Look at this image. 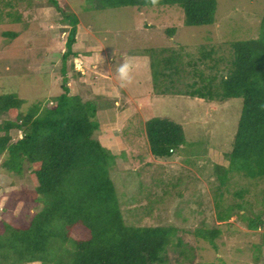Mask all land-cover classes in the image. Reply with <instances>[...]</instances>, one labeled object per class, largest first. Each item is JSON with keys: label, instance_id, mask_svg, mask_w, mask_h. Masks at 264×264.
I'll list each match as a JSON object with an SVG mask.
<instances>
[{"label": "rangeland", "instance_id": "rangeland-1", "mask_svg": "<svg viewBox=\"0 0 264 264\" xmlns=\"http://www.w3.org/2000/svg\"><path fill=\"white\" fill-rule=\"evenodd\" d=\"M56 1L78 19L67 86L70 94L98 101L96 135L115 150L110 176L124 222L177 228L161 264H264V177L233 171L221 184L214 169L227 165L241 98L206 101L157 93L149 66L179 52V89L197 79L193 66L205 75L220 69L217 82L231 53L229 42L257 37L264 0H217L214 22L206 25H185L177 5L100 9L98 0ZM11 2L0 0V93L20 97L18 110L24 113L33 103L50 106L62 91L60 60L69 25L47 0ZM6 31L15 35L5 36ZM205 51L212 55L202 56ZM168 85L166 79L158 89ZM152 116L182 125L184 150L164 158L149 153L144 122ZM10 134L14 141L22 131ZM2 159L1 154L0 219L24 226L41 204L27 165L22 174H11L1 167ZM227 209L228 217L220 220ZM254 218L258 227L251 229ZM216 229L213 245L207 232Z\"/></svg>", "mask_w": 264, "mask_h": 264}, {"label": "trees", "instance_id": "trees-1", "mask_svg": "<svg viewBox=\"0 0 264 264\" xmlns=\"http://www.w3.org/2000/svg\"><path fill=\"white\" fill-rule=\"evenodd\" d=\"M11 1L6 0L5 5L12 6ZM98 1L100 9L177 5L185 25L212 24L217 3V0ZM47 2L63 12L56 0ZM63 14L69 29L60 60L62 91L54 96L55 102L43 108L33 103L22 113L18 110L23 102L20 97L0 93L1 167L20 175L26 164L41 204L24 226L0 219V264H161L177 228L124 222L110 176L116 155L96 135L98 101L69 93L67 60L73 67L76 52L72 45L76 41L78 19L74 14ZM167 31L172 33L174 28ZM2 33L8 37L15 35L11 31ZM229 43L231 53L217 82L220 69H215L213 75H205L202 69L193 66L192 75L198 80L179 89L175 85V77L180 78L183 71L179 52L173 51L160 58V62L151 60L149 64L157 93L184 94L206 101L241 98L232 142L225 154L227 165H214L221 184L233 171L250 179L264 177V6L257 37ZM210 52L205 51L202 56L209 57ZM166 79L169 85L158 89ZM12 129L22 131L21 137L14 141ZM144 132L149 153L155 157H169L175 149H185L183 127L178 122L152 116L145 120ZM229 212L227 209L218 218L225 220ZM248 226L256 229L257 219H249ZM217 232V229L207 232L211 244Z\"/></svg>", "mask_w": 264, "mask_h": 264}, {"label": "crops", "instance_id": "crops-1", "mask_svg": "<svg viewBox=\"0 0 264 264\" xmlns=\"http://www.w3.org/2000/svg\"><path fill=\"white\" fill-rule=\"evenodd\" d=\"M106 147H107V145H106ZM113 147L112 146H108V149L112 152V153H115V150H114V152H113V149H112ZM116 158V157H115Z\"/></svg>", "mask_w": 264, "mask_h": 264}, {"label": "clouds", "instance_id": "clouds-1", "mask_svg": "<svg viewBox=\"0 0 264 264\" xmlns=\"http://www.w3.org/2000/svg\"><path fill=\"white\" fill-rule=\"evenodd\" d=\"M120 71H121V73L123 74V73H124V68H121Z\"/></svg>", "mask_w": 264, "mask_h": 264}]
</instances>
